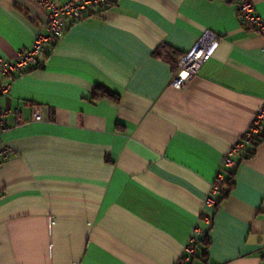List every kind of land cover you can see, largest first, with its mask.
I'll return each mask as SVG.
<instances>
[{"label": "crops", "instance_id": "1", "mask_svg": "<svg viewBox=\"0 0 264 264\" xmlns=\"http://www.w3.org/2000/svg\"><path fill=\"white\" fill-rule=\"evenodd\" d=\"M252 2L264 20V0ZM46 21L36 1L0 0V56L30 47ZM248 27L230 0H114L16 74L0 96L25 120L8 114L0 140L12 151L0 264H175L195 225L209 239L193 264H264V141L224 166L264 102V36ZM207 29L219 35L212 57L174 86L156 51L186 53ZM99 86L117 96L91 99ZM220 170L235 177L215 208Z\"/></svg>", "mask_w": 264, "mask_h": 264}, {"label": "built area", "instance_id": "2", "mask_svg": "<svg viewBox=\"0 0 264 264\" xmlns=\"http://www.w3.org/2000/svg\"><path fill=\"white\" fill-rule=\"evenodd\" d=\"M36 1L47 12V21L38 31L34 43L21 50L15 57L5 58L0 56V96L10 92L11 84L16 74L25 73L39 63V56L46 46L55 44L66 32L72 21L83 20L90 9L107 5L109 0H65L58 3L56 0H33ZM237 5L240 12L241 22L245 25L256 27V31L264 36V20L257 12L252 0H230ZM219 43V35L207 29L200 36L192 49L184 53L177 62L178 70L175 72L172 84L176 87L188 86L199 74L205 63L212 57V54ZM264 51V48H263ZM13 113L18 123H24L22 112L19 108H0V140L6 130L5 118ZM33 119L35 121L44 120V109L41 106L34 108ZM264 124V102L258 108L254 120L249 130L230 149L224 160L225 166H233L234 161L231 155L244 152L248 148L253 136L261 131ZM11 148L0 147V165L11 155ZM225 180L222 170L218 173L212 191L207 199V204L214 205V195L219 192V185ZM206 220H210L205 217ZM204 231L199 225H195L183 252L175 264H191L192 257L196 253V245L199 236Z\"/></svg>", "mask_w": 264, "mask_h": 264}, {"label": "trees", "instance_id": "3", "mask_svg": "<svg viewBox=\"0 0 264 264\" xmlns=\"http://www.w3.org/2000/svg\"><path fill=\"white\" fill-rule=\"evenodd\" d=\"M113 1L114 0H109L107 5H110ZM98 7H104V6H98ZM238 16L240 17L239 10H238ZM248 28L256 29V27L252 26V25H249ZM156 53L159 56H162L165 59H167L173 65L175 72L178 70V66H177L178 59L184 54V53H181V52L174 50V49L169 50V49H163V48L158 49L156 51ZM38 64L36 65V67L38 66ZM106 96L115 98L117 96V94L115 92L111 91L110 89L104 87V86H99L91 94V99L98 100V99L106 97ZM262 129H263V126H262ZM263 141H264V129H263V131H260L259 133L255 134L253 136V138L251 139V142L248 145V148L246 149V151H244V153H246V156H247L246 158H252L255 154L256 148ZM228 172H229L228 177L225 178V180L222 183H220V185H219V192L217 194L220 196V198L219 199L216 198L215 204H214L215 208H217L219 206L220 202L228 195V192H230V189L234 183L235 172L234 171H228ZM203 235H205V242L208 241V239H209L208 232L204 233ZM195 255H196V253L192 257L191 264H193V260L195 258Z\"/></svg>", "mask_w": 264, "mask_h": 264}]
</instances>
